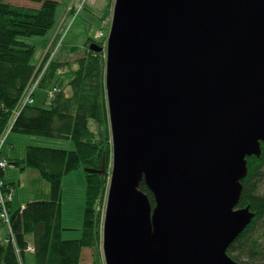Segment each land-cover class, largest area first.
I'll list each match as a JSON object with an SVG mask.
<instances>
[{"label": "water", "instance_id": "1", "mask_svg": "<svg viewBox=\"0 0 264 264\" xmlns=\"http://www.w3.org/2000/svg\"><path fill=\"white\" fill-rule=\"evenodd\" d=\"M90 49L113 143L105 264H241L227 251L255 217L238 206L264 143V0H115Z\"/></svg>", "mask_w": 264, "mask_h": 264}, {"label": "trees", "instance_id": "2", "mask_svg": "<svg viewBox=\"0 0 264 264\" xmlns=\"http://www.w3.org/2000/svg\"><path fill=\"white\" fill-rule=\"evenodd\" d=\"M58 6L56 0H0V135L10 130L75 144L72 151L28 146L24 159H7L2 153L8 164L21 171L30 169L38 177L32 179L33 199L23 205L25 209L14 208L13 200L8 202L10 226L3 221L0 205V232L6 233L0 235V264H25L31 248L35 264H82L85 249L93 250V264H105L101 245L113 145L106 53L90 49L92 42L101 46L104 42L93 36L83 46L63 40L39 83V89L56 88L54 97L44 99L45 107L30 105L16 113L48 60L46 57L41 67L35 65L36 47L22 38L46 37L58 23ZM104 158L107 172H91L102 169ZM80 169L87 184L84 226L79 239L63 240V180ZM4 172H0V179L5 192L13 194L16 185L5 183ZM242 183L238 207H250L255 217L227 253L241 264H264V143L260 156L248 158V174ZM140 189L155 207L154 195L144 181Z\"/></svg>", "mask_w": 264, "mask_h": 264}, {"label": "rangeland", "instance_id": "3", "mask_svg": "<svg viewBox=\"0 0 264 264\" xmlns=\"http://www.w3.org/2000/svg\"><path fill=\"white\" fill-rule=\"evenodd\" d=\"M56 1L59 2L57 20L59 19L60 15H62V12L65 13V15L62 19L60 33H58L56 37L53 38V40L49 44H47L48 46L45 47V50H43L46 41L44 37L43 39L45 41L37 45L36 53L33 58V63L39 67H41L46 57H48L49 59L52 56V54L55 52L54 56L52 57L53 58L52 60H54L56 56L59 54L61 47H58V44L61 37L62 39H64L66 43H69L71 45L83 46L89 36L97 37V35L99 36V34L102 32L108 34L111 29L115 0H113L112 2H108V0H88L87 5L83 6L82 10L78 14L76 13V10L81 3L80 0H56ZM16 2L18 4L26 5V3L22 1L19 2L16 1ZM27 5L29 4L27 3ZM92 23L95 24L93 25ZM36 39H42V38H22V40H25L30 43H34L35 42L34 40ZM98 40L102 41L100 39ZM77 57L78 56H75V58ZM41 74L42 72L39 73V75ZM50 92H51L50 90L46 91L44 89L36 90L35 95L33 94V98L34 100H36L35 106L45 107L44 99L47 95L50 96ZM107 106H108V102H107ZM9 131L10 130H8L5 144L2 149L4 150L5 155L8 159H13V158L24 159L26 156V148L28 146L46 147V148L69 150V151L75 149V144L72 141H67L62 139H51L48 137H41V136L21 135L17 133H10ZM112 163H113V152H112V160L110 164V178L112 172ZM5 172H6V181L16 185V189L13 191V194L11 195V197L13 198V203L15 208L20 207L22 204L28 203L31 199H33L31 192L32 190L31 186L33 180L31 178L30 169H28L27 171H21L20 168L8 164L5 168ZM109 183H110V179H109ZM86 186H87L86 177L83 169L71 173L70 175L66 176L63 180V195H62V205H63L62 225L64 229V231L62 232L63 240H74V239H79L81 237L82 229L84 226ZM108 188H109V184H108ZM107 195H108V190H107ZM106 203H107V196L105 199L104 213L106 209ZM5 230L7 231V228H5ZM5 234L6 233L4 232V230L0 232V235H5ZM101 251H102V245H101ZM82 256H83L82 264H93L92 249H85L83 251ZM25 258H26L25 264H35V256L33 255L32 250L26 252Z\"/></svg>", "mask_w": 264, "mask_h": 264}, {"label": "built area", "instance_id": "4", "mask_svg": "<svg viewBox=\"0 0 264 264\" xmlns=\"http://www.w3.org/2000/svg\"><path fill=\"white\" fill-rule=\"evenodd\" d=\"M88 0H81V3H80V6L77 8L76 10V13L78 14L83 6H85L87 4ZM105 35L104 33H100L99 34V37L100 38H103ZM61 41L59 42L58 44V47L61 46ZM57 47V48H58ZM53 53V52H52ZM51 53V54H52ZM55 53V52H54ZM54 53L52 54V56L47 60L46 64L44 65L43 69H42V74L44 73V71L47 69L49 63L51 62V60L53 59L52 57L54 56ZM42 74L40 75V77L35 81L33 82L30 87L28 88L26 94L24 95L23 99L21 100V104L19 106V109L17 110V114L23 110L26 106H30V105H33L35 103V100L33 98V94L35 95V91L39 89V83H40V80H41V76ZM57 92V89L54 88L51 92H50V96L49 98H53L55 93ZM8 133V132H7ZM7 133H4L2 135H0V172L1 171H4V169L6 168L7 166V162L5 160H2V153H3V146L5 144V140H6V135ZM5 138V139H4ZM4 182L0 179V205L2 206L3 208V212H2V218H3V221L4 223L7 225V226H10V216H9V212H8V202L12 201V193L8 194L5 192V187H4ZM22 209H25V207L23 206ZM30 250H33L32 248Z\"/></svg>", "mask_w": 264, "mask_h": 264}, {"label": "crops", "instance_id": "5", "mask_svg": "<svg viewBox=\"0 0 264 264\" xmlns=\"http://www.w3.org/2000/svg\"><path fill=\"white\" fill-rule=\"evenodd\" d=\"M66 11V10H65ZM63 15V16H62ZM62 15H60V17H59V19H58V23L56 24V26L54 27V29L52 30V31H50V33L46 36V37H44V39H46V41L42 38V39H36V40H34L35 42L34 43H31L32 45H34L36 48H37V45L38 44H41V43H43L44 41H45V45H44V49L43 50H45V47L46 46H48L47 44H49L52 40H53V38H55L56 37V35L58 34V33H60V27H61V24H62V19H63V17H64V15H65V13H63L62 12ZM30 43V42H29ZM5 153V152H4ZM7 158V157H6ZM5 158V159H6ZM8 159V158H7ZM13 159H16V158H13ZM37 177H38V174L36 173V172H33V171H31V178L33 179V180H37ZM4 181H5V183L6 184H12V183H9L8 181H6V172H4ZM45 187V189H46V187L47 186H44ZM31 190V189H30ZM13 203V202H12ZM26 204V203H25ZM25 204H22L21 206H23V205H25ZM13 205H14V203H13ZM14 208H15V206H14ZM16 208H18V207H16Z\"/></svg>", "mask_w": 264, "mask_h": 264}]
</instances>
